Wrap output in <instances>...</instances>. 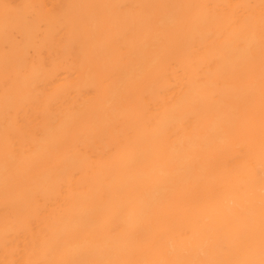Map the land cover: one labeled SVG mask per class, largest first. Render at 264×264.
<instances>
[{"label": "bare ground", "instance_id": "1", "mask_svg": "<svg viewBox=\"0 0 264 264\" xmlns=\"http://www.w3.org/2000/svg\"><path fill=\"white\" fill-rule=\"evenodd\" d=\"M0 264H264V0H0Z\"/></svg>", "mask_w": 264, "mask_h": 264}]
</instances>
